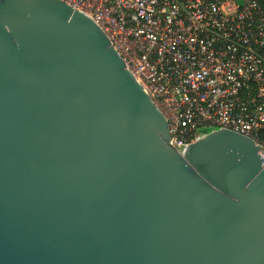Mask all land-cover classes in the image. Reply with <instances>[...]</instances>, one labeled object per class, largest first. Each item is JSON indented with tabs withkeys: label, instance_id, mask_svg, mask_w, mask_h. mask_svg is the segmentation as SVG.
<instances>
[{
	"label": "water",
	"instance_id": "water-1",
	"mask_svg": "<svg viewBox=\"0 0 264 264\" xmlns=\"http://www.w3.org/2000/svg\"><path fill=\"white\" fill-rule=\"evenodd\" d=\"M219 129L183 154L107 34L0 0V264H264V159Z\"/></svg>",
	"mask_w": 264,
	"mask_h": 264
},
{
	"label": "built area",
	"instance_id": "built-area-1",
	"mask_svg": "<svg viewBox=\"0 0 264 264\" xmlns=\"http://www.w3.org/2000/svg\"><path fill=\"white\" fill-rule=\"evenodd\" d=\"M92 18L181 154L227 129L264 159V0H61Z\"/></svg>",
	"mask_w": 264,
	"mask_h": 264
}]
</instances>
